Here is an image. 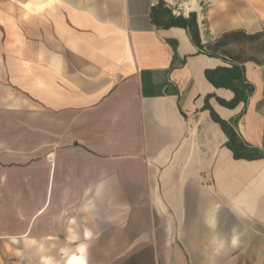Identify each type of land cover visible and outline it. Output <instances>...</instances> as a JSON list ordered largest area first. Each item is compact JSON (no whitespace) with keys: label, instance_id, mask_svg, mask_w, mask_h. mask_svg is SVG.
<instances>
[{"label":"crops","instance_id":"obj_1","mask_svg":"<svg viewBox=\"0 0 264 264\" xmlns=\"http://www.w3.org/2000/svg\"><path fill=\"white\" fill-rule=\"evenodd\" d=\"M26 2L0 0V264H264V158L214 119L264 150V0Z\"/></svg>","mask_w":264,"mask_h":264},{"label":"clouds","instance_id":"obj_2","mask_svg":"<svg viewBox=\"0 0 264 264\" xmlns=\"http://www.w3.org/2000/svg\"><path fill=\"white\" fill-rule=\"evenodd\" d=\"M57 0H27L26 3H22L21 7L26 10L24 18L27 20L31 14H39L43 12L44 10H55ZM76 218L72 217L69 220V224H76ZM69 234L73 232V229L70 227L68 228ZM91 238V232L88 230H85V239ZM68 243H75L77 237L74 235H69L67 237ZM33 244L36 243L35 240L31 241ZM213 244V253L214 256H219L220 253L226 248L231 247L232 249H236L240 245V236L236 230H234L233 235L230 237V239H226L223 237H214L212 242ZM42 247V246H41ZM86 247L83 245L77 246L76 252L79 253V255H76L75 253L69 256L67 259L63 260V264H87V258L85 256ZM61 253L63 255H67L66 249H61ZM40 264H61L60 261L55 260L52 257H41Z\"/></svg>","mask_w":264,"mask_h":264},{"label":"trees","instance_id":"obj_3","mask_svg":"<svg viewBox=\"0 0 264 264\" xmlns=\"http://www.w3.org/2000/svg\"><path fill=\"white\" fill-rule=\"evenodd\" d=\"M151 18L154 24L158 27L166 28L179 23H187L192 25V30L194 35L196 32L195 21L192 19L187 20L183 17H176L169 8H167L163 3H159L156 6H153L151 9ZM208 77L212 81H216V76L212 72L207 71ZM236 88V87H235ZM237 91L239 90L236 88ZM243 91V90H242ZM242 97H246V94L241 92ZM214 119L218 121L224 131L228 136L227 146L233 151L235 158H246V159H256L264 158V150H261L257 147L250 146L246 143L238 134L236 128L226 120H222L214 115Z\"/></svg>","mask_w":264,"mask_h":264}]
</instances>
